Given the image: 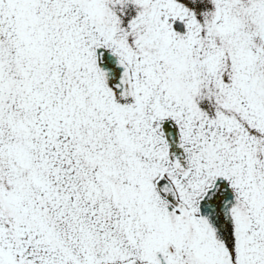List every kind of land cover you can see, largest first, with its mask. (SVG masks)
Instances as JSON below:
<instances>
[{
	"label": "snow or ice",
	"instance_id": "snow-or-ice-1",
	"mask_svg": "<svg viewBox=\"0 0 264 264\" xmlns=\"http://www.w3.org/2000/svg\"><path fill=\"white\" fill-rule=\"evenodd\" d=\"M0 264H264V0H0Z\"/></svg>",
	"mask_w": 264,
	"mask_h": 264
}]
</instances>
